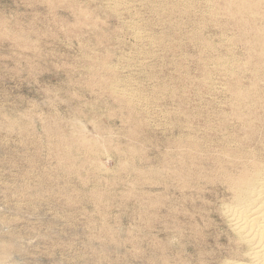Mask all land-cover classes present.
<instances>
[{
  "label": "rangeland",
  "instance_id": "rangeland-1",
  "mask_svg": "<svg viewBox=\"0 0 264 264\" xmlns=\"http://www.w3.org/2000/svg\"><path fill=\"white\" fill-rule=\"evenodd\" d=\"M108 1L0 0V264L246 262L225 211L264 161V1Z\"/></svg>",
  "mask_w": 264,
  "mask_h": 264
},
{
  "label": "bare ground",
  "instance_id": "bare-ground-1",
  "mask_svg": "<svg viewBox=\"0 0 264 264\" xmlns=\"http://www.w3.org/2000/svg\"><path fill=\"white\" fill-rule=\"evenodd\" d=\"M44 1V0H43ZM59 1V0H58ZM61 1V0H60ZM110 1V0H109ZM108 1V2H109ZM141 1V0H140ZM145 1V0H144ZM148 1H150V0H148ZM155 1V0H154ZM153 1V2H154ZM173 1V0H172ZM210 1V0H209ZM216 1V0H215ZM232 1H234V0H232ZM249 1H251V0H249ZM261 1H264V0H261ZM260 1V2H261ZM46 2H47V0H46ZM117 2H119L118 0H117ZM123 2V1H122ZM121 2V3H122ZM145 2H147V1H145ZM164 2V1H163ZM191 2V1H190ZM203 2V1H202ZM222 2V1H221ZM236 5L239 7H237L236 6V8L237 9H242V10H244V5H248L247 4V0H236ZM50 3V2H49ZM62 3V2H61ZM110 3V2H109ZM115 3V2H114ZM126 3V2H125ZM124 3V4H125ZM142 3H143V1H142ZM155 3H156V1H155ZM160 3V2H159ZM209 3V2H208ZM223 3H225V2H223ZM231 4H232V2H230ZM234 3V2H233ZM251 3H253V2H251ZM257 3V2H256ZM262 3V2H261ZM70 4H71V1H70ZM77 4V3H76ZM112 4V3H111ZM111 4H110V7H111ZM120 4V3H119ZM173 4V3H172ZM171 4V5H172ZM189 4V3H188ZM187 4V2H186V6L188 5ZM228 4V3H227ZM260 4V3H259ZM54 5V4H53ZM62 5V4H61ZM106 5H108V4H106ZM122 5V4H121ZM120 5V6H121ZM128 5H129V3H128ZM166 5V4H165ZM169 5H170V3H169ZM182 5V4H181ZM185 5V4H184ZM193 5V4H192ZM250 5H252L253 7H254V5L253 4H250ZM256 5V4H255ZM262 5V4H261ZM104 6V5H103ZM119 5H117V7H118ZM154 6V5H153ZM155 6H157V4L155 5ZM179 6V5H178ZM211 6V5H210ZM224 6V5H223ZM229 6V5H228ZM109 7V8H110ZM116 7V8H117ZM125 7V6H124ZM123 7V8H124ZM127 7V10H128V6H126ZM125 7V8H126ZM146 7V6H145ZM152 7V6H151ZM150 7V8H151ZM157 7H159V5L157 6ZM156 7V8H157ZM174 7V6H173ZM214 7V6H213ZM225 7H226V5H225ZM230 7V6H229ZM233 7H235V6H233ZM263 7V6H262ZM81 8H83V7H81ZM113 8V7H112ZM111 8V9H112ZM118 8H120V7H118ZM131 8V7H130ZM149 8V7H148ZM147 8V9H148ZM153 8V7H152ZM161 8V7H160ZM181 8V7H180ZM205 8V7H204ZM222 8V7H221ZM224 8V7H223ZM231 8V7H230ZM229 8V9H230ZM235 8V9H236ZM248 8V7H247ZM251 8V7H250ZM249 8V9H250ZM258 8H260L259 7V5H258ZM258 8H257V10H258ZM102 9V8H101ZM114 9V8H113ZM122 9V8H121ZM155 9V8H154ZM184 9V8H183ZM207 9V8H206ZM205 9V10H206ZM225 9V8H224ZM228 9V8H227ZM228 9V10H229ZM248 9V10H249ZM252 9V8H251ZM256 9V8H255ZM262 9V8H261ZM126 10V9H125ZM125 10H123L124 11V13H125ZM126 10V11H127ZM130 10V9H129ZM128 10V11H129ZM150 10V9H149ZM187 10H188V8H187ZM204 10V9H203ZM207 10H210V7H208V9ZM212 10V9H211ZM215 10V9H214ZM253 10V9H252ZM251 10V11H252ZM82 11H84L83 9H82ZM88 11V10H87ZM86 11V12H87ZM111 11V10H110ZM122 11V10H121ZM123 11L121 12V13H123ZM154 11H157V10H154ZM153 11V12H154ZM159 11V10H158ZM164 11V10H163ZM172 11V10H171ZM192 11V10H191ZM223 11H225V10H223ZM231 11V10H230ZM238 11V10H237ZM241 11V10H240ZM245 11V10H244ZM242 12V13H245V12ZM255 11V10H254ZM262 11H264V10H262ZM261 11V12H262ZM76 12V11H75ZM114 12V11H113ZM131 12V11H130ZM129 12V13H130ZM152 12V11H151ZM181 12H182V10H181ZM180 12V13H181ZM187 12V11H186ZM196 12H198V11H196ZM229 12V11H228ZM228 12L226 13V14H228ZM232 12H233V10H232ZM257 12H259L260 13V11L258 10ZM81 13V12H80ZM89 13V12H88ZM91 13V12H90ZM111 13V12H110ZM117 12L115 11V14H116ZM132 13V12H131ZM161 13V12H160ZM165 13V12H164ZM170 14H171V12H169ZM193 13V12H192ZM205 13V12H204ZM230 13V12H229ZM234 13V12H233ZM112 14V13H111ZM156 14V13H155ZM185 14V13H184ZM201 14V13H200ZM224 14V13H223ZM251 14H253L254 15V12L252 13L251 12ZM255 14H256V12H255ZM261 14V13H260ZM117 15H119V17H122V16H120V13L118 12V14ZM125 15H127V13H125ZM128 15H130V14H128ZM132 15H134V12H133V14ZM137 15V14H136ZM154 15V14H153ZM152 15V16H153ZM165 15V14H164ZM173 15H175V14H173ZM172 15V16H173ZM204 15V14H203ZM256 15H258L259 16V14H256ZM262 15H263V13H262ZM88 16V15H87ZM158 16H161V15H158ZM206 16V15H205ZM225 16V15H224ZM228 16H229V14H228ZM252 16V15H251ZM264 16V15H263ZM262 16V17H263ZM125 17V16H124ZM131 17V16H130ZM135 17V16H134ZM133 17V18H134ZM174 17V16H173ZM176 17H177V15H176ZM230 17V16H229ZM228 17V18H229ZM247 17L249 18L250 17V14H247ZM260 17V16H259ZM76 18H78V16L76 17ZM80 18V17H79ZM88 18H89V16H88ZM132 18V17H131ZM132 18V19H133ZM195 18V17H194ZM200 18V17H199ZM214 18H217V17H214ZM126 19V18H125ZM124 19V20H125ZM162 19V18H161ZM164 19V18H163ZM183 19V18H182ZM181 19V20H182ZM197 19V18H196ZM226 20H227V18H225ZM129 20V19H128ZM173 20V19H172ZM191 20V19H190ZM189 20V21H190ZM195 20V19H194ZM260 20H262V19H260ZM259 20V21H260ZM264 20V19H263ZM130 21V20H129ZM135 21H136V18H135ZM153 21H154V19H153ZM180 21V20H179ZM243 21V20H242ZM126 22V21H125ZM131 22V21H130ZM134 22V20L132 21V23ZM151 22V21H150ZM178 22V21H177ZM182 22H184V21H182ZM181 22V24H183ZM191 22H193V21H191ZM231 23H233L232 21H230ZM238 22V21H237ZM263 22V21H262ZM94 23H96V21L94 22ZM128 23V22H127ZM136 23V22H135ZM141 23H143V22H141ZM153 23V22H152ZM151 23V24H152ZM158 23V22H157ZM164 23V22H163ZM176 23V22H175ZM187 23V22H186ZM197 23V22H196ZM203 23V22H202ZM214 23V22H213ZM130 24V23H129ZM134 24V23H133ZM132 24V25H133ZM145 24V23H144ZM146 24H147V22H146ZM170 24L172 25V23L170 22ZM180 24V25H181ZM201 24V23H200ZM234 24V23H233ZM246 24V23H245ZM153 25V24H152ZM204 25V24H203ZM235 25V24H234ZM233 25V26H234ZM252 25V24H251ZM91 26V25H90ZM147 26H149V24L148 25H146V27ZM160 26V25H159ZM168 26H170V25H168ZM185 26H187L188 27V25H185ZM199 26V25H198ZM239 26V25H238ZM248 26V25H247ZM246 26V27H247ZM87 27V26H86ZM132 27V26H131ZM133 27H135V26H133ZM143 27V26H142ZM150 27V26H149ZM148 27V28H149ZM191 27V26H190ZM200 27V26H199ZM253 27V29H255V31L257 32V30H259V29H257L256 30V28H254V25L252 26ZM260 27H262V26H260ZM92 28V27H91ZM136 28V27H135ZM138 28V27H137ZM140 28V27H139ZM163 28V27H162ZM169 28V27H168ZM184 28V27H183ZM205 28V27H204ZM233 28V27H232ZM238 27H236V29H237ZM128 29V28H127ZM144 29V28H143ZM152 29V28H151ZM164 29V28H163ZM194 29V28H193ZM201 29V28H200ZM229 29V28H228ZM264 29V28H263ZM263 29H261L260 31H262ZM96 30H97V28H96ZM131 30H135V29H133V28H131ZM137 30V29H136ZM169 30H171L170 28H169ZM173 30V29H172ZM171 30V31H172ZM177 30V29H176ZM197 30V29H196ZM202 30V29H201ZM98 31V30H97ZM142 31V30H141ZM179 31V30H178ZM191 31V30H190ZM190 31H189V33H190ZM254 31V30H253ZM253 31H251V34H252V32ZM259 31V32H260ZM94 32H95V30H94ZM136 32V31H135ZM139 32V31H138ZM138 32H136V34L138 33ZM146 32V31H145ZM144 31H143V34L145 33ZM153 32V31H152ZM158 32V31H157ZM168 32V31H167ZM177 32V31H176ZM182 32V31H181ZM198 32V31H197ZM205 32V31H204ZM255 32V33H256ZM258 32V33H259ZM140 34L142 33V32H139ZM147 33H148V31H147ZM170 33V32H169ZM172 33V32H171ZM175 33V32H174ZM173 33V34H174ZM196 33V32H195ZM255 33H253V34H255ZM262 33H263V31H262ZM261 32H260V34H258V36H262V35H264V33L262 34ZM102 34V33H101ZM135 34V35H136ZM143 34H141V35H143ZM162 34V33H161ZM165 34V33H164ZM186 34V33H185ZM193 34V33H192ZM198 34V33H197ZM202 34V33H201ZM232 34V33H231ZM178 35V34H177ZM105 36V35H104ZM134 36V35H133ZM145 36V35H144ZM153 36H155L154 34H153ZM168 36V35H167ZM173 36V35H172ZM175 36V35H174ZM205 36V35H204ZM208 36V35H207ZM253 36V35H252ZM257 36V37H258ZM140 37L142 38V36H139L137 39H139L138 41L140 42ZM146 37H147V34H146ZM149 37L152 39V36H150L149 35ZM157 37V36H156ZM169 37H171V36H169ZM197 37V36H196ZM200 37V36H199ZM202 37V36H201ZM134 38V37H133ZM157 38H159V37H157ZM161 38H166L165 36L164 37H161ZM168 38V37H167ZM176 38H178V36L176 37ZM189 38V37H188ZM198 38V37H197ZM207 38V37H206ZM226 38V37H225ZM228 38V37H227ZM253 38H254V36H253ZM137 39H136V37H135V40L137 41ZM144 39H146V38H144ZM185 39V38H184ZM210 39V38H209ZM222 39V38H221ZM230 39V38H229ZM142 40V39H141ZM146 40H149V38L148 39H146ZM153 40V39H152ZM158 40V39H157ZM162 40V39H161ZM173 40V39H172ZM179 40V39H178ZM211 40V39H210ZM239 40V39H238ZM165 41H167V40H164V42ZM169 41V40H168ZM198 40H196V42H197ZM209 41V40H208ZM221 41V40H220ZM219 41V42H220ZM260 41H263L262 42V45H263V43H264V37H261V40ZM150 42H151V40H150ZM149 42V43H150ZM160 42V41H159ZM191 42V41H190ZM206 42V41H205ZM209 42H211V41H209ZM226 42V41H225ZM245 42V41H244ZM96 43H98V42H96ZM99 43H100V41H99ZM141 43H143V42H141ZM148 43V42H147ZM152 43H153V41H152ZM173 43H175V42H173ZM199 43V42H198ZM224 43V42H223ZM257 43V42H256ZM151 44V43H150ZM167 44H169V43H167ZM183 44V43H182ZM236 44V43H235ZM258 44H259V42H258ZM154 45V44H153ZM170 45V44H169ZM169 45H167V46H169ZM172 45V44H171ZM170 45V46H171ZM190 45V44H189ZM193 45V44H192ZM213 45V44H212ZM216 45V44H215ZM215 45H213V47L215 46ZM246 45V44H245ZM251 45V44H250ZM249 45V46H250ZM252 45H254V44H252ZM157 46H158V44H157ZM169 46V47H170ZM210 46V45H209ZM226 46H227V44H226ZM162 48H163V44H162V46H161ZM199 47H200V45H199ZM252 47V46H251ZM262 47V46H261ZM171 48V47H170ZM198 48V47H197ZM201 48V47H200ZM215 48V47H214ZM213 48V49H214ZM216 48H217V46H216ZM229 48V47H228ZM231 48V47H230ZM245 48V47H244ZM247 48H248V46H247ZM169 49V48H168ZM172 49V48H171ZM219 49V48H218ZM225 49V48H224ZM227 49V48H226ZM225 49V50H226ZM232 49V48H231ZM254 49H256V48H254ZM167 50V49H166ZM173 50V49H172ZM178 50V49H177ZM253 49H251L250 51H252ZM260 50H262V48L260 49ZM209 51V50H208ZM215 51H216V49H215ZM176 52V51H175ZM219 52V51H218ZM253 52V51H252ZM258 52V50L256 51V53ZM91 53V52H90ZM138 53V52H137ZM225 53V52H224ZM239 53H241V52H239ZM238 53V54H239ZM250 53V52H249ZM93 54V53H92ZM228 54V53H227ZM91 55V54H90ZM182 55V54H181ZM219 55V54H218ZM230 55V54H229ZM250 55V54H249ZM245 56V55H244ZM251 56H255L254 54L253 55H251ZM142 57V56H141ZM208 57V56H207ZM225 57V56H224ZM227 57V56H226ZM256 57V56H255ZM258 57V56H257ZM256 57V58H257ZM88 58V57H87ZM100 58V57H99ZM183 58V57H182ZM215 58H217V57H215ZM219 58H220V56L217 58V61L219 60ZM221 58H223V57H221ZM229 58V57H228ZM230 58H232L231 56H230ZM229 58V59H230ZM241 58V57H240ZM223 59H225V58H223ZM249 59V58H248ZM250 59H251V57H250ZM101 60V59H100ZM121 60H122V58H121ZM211 60V59H210ZM235 60V59H234ZM247 60V59H246ZM258 60H260V58L258 59ZM257 60V61H258ZM103 61V60H102ZM120 61V60H119ZM223 61V60H222ZM229 61V60H228ZM227 61V62H228ZM231 61H232V59H231ZM249 61V60H248ZM247 61V62H248ZM263 61V60H262ZM261 60H260V62H262ZM98 62H100V61H98ZM97 62V63H98ZM168 62H170V61H168ZM221 62V61H220ZM226 62V61H225ZM232 62H234V61H232ZM236 62V61H235ZM246 62V61H245ZM254 62H256V61H254ZM264 62V61H263ZM95 63H96V61H95ZM106 63V62H105ZM205 63V62H204ZM219 63V62H218ZM223 63H224V61H223ZM228 63H230V62H228ZM238 63V62H237ZM241 63V62H240ZM250 63V62H249ZM201 64V63H200ZM214 64V63H213ZM232 64V63H231ZM262 63H260V65H261ZM264 64V63H263ZM98 65V64H97ZM100 65V64H99ZM111 65V64H110ZM113 65V64H112ZM173 65H174V63H173ZM179 65V64H178ZM222 65V64H221ZM228 65V64H227ZM233 65V64H232ZM243 66L245 65V63L244 64H242ZM107 66H108V64H107ZM180 66H182L181 64H180ZM184 66V65H183ZM224 66V64L221 66V67H223ZM235 66H236V64H235ZM241 66V65H240ZM88 67V66H87ZM178 67V66H177ZM196 67V66H195ZM204 67V66H203ZM213 67V66H212ZM220 67V66H219ZM227 67V66H226ZM94 68V67H93ZM104 68H105V66H104ZM207 68V67H206ZM210 68V67H209ZM217 68V67H216ZM224 68V67H223ZM230 69H231V67H229ZM235 68V67H234ZM238 68H240V67H238ZM95 69V68H94ZM97 69V68H96ZM102 69H103V66H102ZM107 69V68H106ZM105 69V70H106ZM220 69V68H219ZM230 69H229V71H230ZM233 69V68H232ZM243 69V68H242ZM258 69H260V68H258ZM262 69V68H261ZM91 70V69H90ZM116 70V69H115ZM177 70V69H176ZM221 70H223V69H221ZM238 70V69H237ZM241 70V69H240ZM244 70V73H245V69H243ZM102 71V70H101ZM242 71V70H241ZM258 71V70H257ZM178 72V71H177ZM224 72V71H223ZM226 72V71H225ZM234 72V71H233ZM259 72H260V70H259ZM263 71H261V73H262ZM101 73V72H100ZM104 73V72H103ZM110 73V72H109ZM180 73H181V71H180ZM216 73V72H215ZM229 73V72H228ZM232 73V72H231ZM236 73V72H235ZM255 73H256V71H255ZM91 74V73H90ZM107 75H108V73H106ZM105 74V75H106ZM116 74V73H115ZM178 74H179V72H178ZM219 74V73H218ZM225 74V73H224ZM223 74V75H224ZM227 74V73H226ZM233 74V73H232ZM243 74V73H242ZM104 75V74H103ZM111 75V78H112V74H110ZM202 75V74H201ZM260 75H262V74H260ZM91 76V75H90ZM118 76V75H117ZM218 76V75H217ZM229 76H230V73H229ZM232 76V75H231ZM243 77L245 76V74L244 75H242ZM114 77V76H113ZM170 77V76H169ZM207 77V76H206ZM233 77H234V75H233ZM232 77V78H233ZM256 77V76H255ZM254 77V78H255ZM262 77V76H261ZM183 78V77H182ZM224 78H226V77H224ZM231 78V77H230ZM118 79V78H117ZM116 79V80H117ZM234 79V78H233ZM237 79V78H236ZM239 79V78H238ZM252 79V78H251ZM260 79V78H259ZM119 80V79H118ZM123 80H125V79H123ZM129 80V79H128ZM187 80V79H186ZM185 80V81H186ZM214 80V79H213ZM222 80V79H221ZM225 80V79H224ZM229 80V79H228ZM231 80V79H230ZM253 80V79H252ZM252 80H251V82L250 83H252ZM110 81V80H109ZM121 81H122V79H121ZM127 81V80H126ZM195 82H196V80H194ZM193 81V82H194ZM198 81H200V80H198ZM197 81V82H198ZM203 81V80H202ZM201 81V82H202ZM239 81V80H238ZM245 81V80H244ZM243 81V78H242V82H244ZM101 82V81H100ZM111 82H113V79H112V81ZM118 82V81H117ZM124 82V81H123ZM187 82V81H186ZM204 82L205 81H203V84H204ZM229 82V81H228ZM230 82H233V86H234V80L233 81H230ZM261 82V81H260ZM105 83V82H104ZM107 83V82H106ZM110 83V82H109ZM108 83V84H109ZM115 83V82H114ZM119 83V82H118ZM122 82H120V84H121ZM181 83V82H180ZM188 83V82H187ZM225 83V82H224ZM257 84L259 83V82H256ZM264 83V82H263ZM119 84V85H120ZM123 84V83H122ZM160 84V83H159ZM186 84V83H185ZM197 84V83H196ZM198 84H200V83H198ZM231 84V83H230ZM116 85V84H115ZM118 85V84H117ZM184 85V84H183ZM188 85H191V84H189L188 83ZM201 85V84H200ZM199 85V86H200ZM227 85V84H226ZM109 86H112V85H109ZM123 86V85H122ZM165 86V85H164ZM202 86H205V85H202ZM248 86H249V84H248ZM254 86V85H253ZM255 86H256V84H255ZM261 85L259 84L258 85V88L260 87ZM117 87V86H116ZM119 87V86H118ZM125 87H126V83H125ZM129 87H131V86H129ZM160 87H161V85H160ZM166 87V86H165ZM206 88L207 87H209V86H205ZM228 87V86H227ZM235 87V86H234ZM257 87V86H256ZM113 88V87H112ZM121 88V87H120ZM123 88V87H122ZM162 88V87H161ZM184 88V87H183ZM194 88V87H193ZM214 88V87H213ZM230 89H232L233 87L231 86V87H229ZM229 88L227 89V90H229ZM249 88V87H248ZM258 88H256V89H258ZM263 88H264V86H263ZM105 89V88H104ZM111 89V88H110ZM117 89V88H116ZM124 89H126V88H124ZM165 89V88H164ZM186 89V88H185ZM254 89H255V87H254ZM254 89H252V90H254ZM256 89L254 90V91H256ZM106 90H107V88H106ZM106 90H104V91H106ZM108 90H109V88H108ZM119 90V89H118ZM128 90H131V89H128ZM135 90H137V89H135ZM193 90V89H192ZM202 90V89H201ZM240 90V89H239ZM249 90H251V89H248V91ZM260 90H262L263 91V89L261 88V89H259V92H260ZM112 91V90H111ZM114 91H117V90H113V92ZM139 91V90H138ZM153 91H156V90H153ZM163 91V90H162ZM172 91V90H171ZM206 91V90H205ZM209 91V90H208ZM218 91V90H217ZM234 91H236V90H234ZM245 91V90H244ZM254 91H253V93H254ZM261 91V92H262ZM107 92V91H106ZM129 92V91H128ZM132 92H134V91H132ZM137 92V91H136ZM186 92V91H185ZM185 92H184V94H185ZM196 92V91H195ZM232 92V91H231ZM250 92V91H249ZM259 92L257 93V94H259ZM125 92H122V94H124ZM127 93V92H126ZM125 93V94H126ZM135 93V92H134ZM134 93H133V95L132 96H134ZM181 93V92H180ZM199 93V92H198ZM197 93V94H198ZM204 93V92H203ZM221 93V92H220ZM225 93V92H224ZM227 93V92H226ZM232 93H236V92H232ZM252 93V95L254 96L255 95V93L253 94ZM116 93L114 92V95H115ZM119 94H121V93H119ZM124 94V95H125ZM128 94V93H127ZM126 94V95H127ZM139 94V93H138ZM137 94V95H138ZM162 94V93H161ZM200 94V93H199ZM217 94V93H216ZM236 94H238V93H236ZM263 94H264V91H263ZM112 95V94H111ZM136 94H135V96H137ZM140 96H141V93L139 94ZM176 95V94H175ZM206 95V94H205ZM233 95V94H232ZM118 96V95H117ZM123 96V95H122ZM134 96V97H135ZM139 96V97H140ZM195 96H197V95H195ZM199 96H202V94H200ZM204 96V95H203ZM206 96H208V95H206ZM228 96H230V95H228ZM240 96H242V95H240ZM257 96V95H256ZM118 97H120V96H118ZM127 97H130V96H127ZM184 97V96H183ZM233 97V96H232ZM231 97V98H232ZM116 98V97H115ZM123 98V97H122ZM125 98H126V96H125ZM124 98V99H125ZM131 98V97H130ZM130 98H128V99H130ZM137 98V97H136ZM143 98V97H142ZM145 98V97H144ZM197 98V97H196ZM200 98V97H199ZM203 98V97H202ZM205 98V97H204ZM243 98V97H242ZM252 98V97H251ZM260 98V101H261V97H259ZM140 99V98H139ZM185 99V98H184ZM183 99V100H184ZM187 99V98H186ZM185 99V100H186ZM229 99H230V97H229ZM237 99V98H236ZM253 99V98H252ZM115 100V99H114ZM131 100H135L134 98L133 99H131ZM211 100V99H210ZM233 100H235V99H233ZM232 100V101H233ZM243 100V99H242ZM241 100V101H242ZM255 100V99H254ZM256 100H257V98H256ZM263 100V99H262ZM124 101V100H123ZM127 101V100H126ZM187 101V100H186ZM215 101V100H214ZM129 102H131V101H129ZM136 102V101H135ZM139 101H137V103H138ZM199 102V101H198ZM231 102V101H230ZM229 102V103H230ZM256 102V101H255ZM263 102V104H264V101H262ZM262 102H260V104L262 103ZM132 103V102H131ZM130 103V104H131ZM134 103V102H133ZM137 103L135 104V105H137ZM188 103V102H187ZM201 103V102H200ZM199 103V104H200ZM221 103V102H220ZM237 103V102H236ZM248 103V102H247ZM250 103V102H249ZM118 104V103H117ZM121 104V103H120ZM123 104V103H122ZM121 104V105H122ZM129 104V103H128ZM127 104V105H128ZM144 104V103H143ZM258 104V103H257ZM126 105V106H127ZM134 105V104H133ZM145 105H146V103H145ZM230 105V104H229ZM242 105V104H241ZM253 105V104H252ZM132 106V105H131ZM193 106V105H192ZM232 106V105H231ZM231 106H229V108L231 107ZM234 106V105H233ZM232 106V107H233ZM238 106H240V105H238ZM247 106V105H246ZM249 106V105H248ZM258 106V105H257ZM264 106V105H263ZM122 107V106H121ZM135 107V106H134ZM138 107H141V105L139 106L138 105ZM143 107H145L144 105H143ZM226 107H227V105H226ZM237 107V106H236ZM242 107V106H241ZM252 107V106H251ZM256 107V106H255ZM255 107H253V108H255ZM260 107H261V105H260ZM259 107V108H260ZM137 108V107H136ZM181 108V107H180ZM187 108V107H186ZM239 108V107H238ZM188 109V108H187ZM192 109H193V107H192ZM197 109V108H196ZM200 109V108H199ZM234 109V108H233ZM240 109H242V108H240ZM245 109H247V107L245 108ZM257 109H258V107H257ZM261 109V108H260ZM144 110V109H143ZM210 110V109H209ZM217 110V109H216ZM230 110H232V108L230 109ZM253 110V109H252ZM136 111V110H135ZM166 111V110H165ZM176 111V110H175ZM178 111V110H177ZM195 111V110H194ZM200 111V110H199ZM243 111V110H242ZM242 111H241V113H242ZM246 111V110H245ZM255 111V110H254ZM136 112H138V111H136ZM141 112V111H140ZM181 112V111H180ZM179 112V113H180ZM191 112V111H190ZM211 112V111H210ZM231 112V111H230ZM235 112H236V110H235ZM248 112V111H247ZM188 113V112H187ZM219 113H221V112H219ZM218 113V114H219ZM229 113V112H228ZM264 113V112H263ZM166 114V113H165ZM164 114V115H165ZM230 114V113H229ZM231 114L233 115V113L231 112ZM236 113H234V115H235ZM238 114V113H237ZM243 114H245V113H243ZM252 114H253V112H252ZM172 115V114H171ZM175 115H177V114H175ZM190 115V114H189ZM193 115V114H192ZM192 115H190V116H192ZM222 115H224V113L222 114ZM231 115V116H232ZM254 115H256V114H254ZM264 115V114H263ZM178 116V115H177ZM177 116H175V117H177ZM195 116V115H194ZM200 116V115H199ZM211 116H212V114H211ZM225 116H227V115H225ZM224 116V117H225ZM253 116V115H252ZM137 117V116H136ZM166 117V116H165ZM188 117V116H187ZM230 117V116H229ZM234 117V116H233ZM237 117H239V116H237ZM237 117H235V118H237ZM247 118H248V116H246ZM254 117V116H253ZM256 117V116H255ZM258 117V116H257ZM183 118V117H182ZM198 118V117H197ZM232 118V117H231ZM230 118V119H231ZM262 118H264V117H262ZM261 118V119H262ZM166 119H167V117H166ZM225 119V118H224ZM228 119V118H227ZM232 119H234V118H232ZM238 119V118H237ZM237 119H235V120H237ZM255 119V118H254ZM260 119V120H261ZM170 120H171V118H170ZM175 120V119H174ZM178 120V119H177ZM180 120V119H179ZM182 120V119H181ZM184 120H185V118H184ZM187 120H188V118H187ZM223 120V119H222ZM221 120V121H222ZM245 120V119H244ZM243 120V121H244ZM260 120H258L259 122H260ZM263 120V122H264V119H262ZM146 121V120H145ZM168 121H169V119H168ZM193 121H194V118H193ZM229 121V120H228ZM253 121V120H252ZM258 121H257V123H258ZM169 122H171V121H169ZM177 122V121H176ZM186 122V121H185ZM202 122V121H201ZM223 122V121H222ZM225 122V121H224ZM235 122H238V121H235ZM240 122V121H239ZM254 122H255V120H254ZM262 122V123H263ZM147 123V122H146ZM188 123V122H187ZM190 123V122H189ZM192 123V122H191ZM203 123V122H202ZM216 123H219V125H220V122H216ZM228 123V122H227ZM231 123V122H230ZM241 123H243V122H241ZM177 124V123H176ZM185 124V123H184ZM205 124V123H204ZM235 124V123H234ZM237 124H239V123H237ZM192 125V124H191ZM195 125V124H194ZM219 125H217V126H219ZM231 125H232V123H231ZM236 125V124H235ZM235 125H233V127L235 126ZM240 125V124H239ZM252 125H253V122H252ZM259 125H261V122L259 123ZM178 126V125H177ZM189 126H190V124H189ZM221 126V125H220ZM224 126V128H225V124H223L222 125V127ZM227 126V125H226ZM229 126V125H228ZM241 126V125H240ZM245 126H246V124H245ZM244 126V127H245ZM248 127H249V125H247ZM254 126V125H253ZM251 127V129H253L254 127ZM264 126V125H263ZM168 127H170V124H169V126ZM183 127H186L185 125L183 126ZM204 127V126H203ZM232 127V126H231ZM179 128H180V126H179ZM189 128H191V127H189ZM207 128H209V126L207 127ZM211 128V127H210ZM236 128V127H235ZM238 128V127H237ZM242 128H243V126H242ZM260 128V126H258V129ZM264 128V127H263ZM169 129V128H168ZM172 129V128H171ZM175 129H176V127H175ZM183 129V128H182ZM223 129V128H222ZM245 129V128H244ZM76 130V129H75ZM180 130V129H179ZM192 130V129H191ZM207 130V129H206ZM233 130V129H232ZM249 129H247V131H248ZM261 130H263L264 131V129H261L260 128V131L259 132H261ZM54 131V130H53ZM173 131V130H172ZM195 131V130H194ZM205 131V130H204ZM208 131V130H207ZM210 131H211V129H210ZM234 131V130H233ZM263 131L261 132V133H263ZM178 132V131H177ZM213 132V131H212ZM216 132H218V131H216ZM220 132V131H219ZM222 132H224V131H222ZM227 132V131H226ZM225 132V133H226ZM243 132H244V130H243ZM255 132H257V130L255 129ZM254 132V133H255ZM59 133V132H58ZM58 133H56V135L58 134ZM187 133V132H186ZM208 133H210V132H208ZM215 133V132H214ZM70 134V133H69ZM72 134H74V132L72 133ZM177 134V133H176ZM200 134V133H199ZM217 134V133H216ZM220 136H222V133L220 132ZM232 134V133H231ZM241 134V133H240ZM257 134V133H256ZM60 135H64L63 133L62 134H60ZM219 135V134H218ZM217 135V136H218ZM224 135V134H223ZM235 135V134H234ZM238 135V134H237ZM255 137H256V135L255 134H253ZM252 135V136H253ZM67 136V135H66ZM66 136H64V137H66ZM178 136V135H177ZM176 136V137H177ZM182 136H183V134H182ZM225 136V135H224ZM232 136H233V134H232ZM231 136V137H232ZM249 136V135H248ZM260 136H262V134L260 135ZM260 136H259V138H260ZM63 136H61L60 138H62ZM63 137V138H64ZM68 137V136H67ZM175 137V136H174ZM173 137V138H174ZM228 137H229V135H228ZM247 137V136H246ZM258 137V136H257ZM264 137V136H263ZM262 137V138H263ZM72 138V137H71ZM208 138V137H207ZM220 138V137H219ZM224 139H225V137H223ZM233 138H235V137H233ZM241 138V137H240ZM243 138H245V137H243ZM250 138V137H249ZM81 139H82V137H81ZM189 139H191V138H189ZM192 139H193V137H192ZM216 139H218L217 137H216ZM237 139V138H236ZM247 139V138H246ZM65 140H66V138H65ZM68 140H69V137H68ZM194 140H196V137H195V139ZM231 140H233V139H231ZM238 140V139H237ZM243 140H245V139H243ZM243 140H242V142H243ZM251 140H253L252 138H251ZM250 140V141H251ZM255 140V139H254ZM259 140V139H258ZM257 140V141H258ZM76 141V140H75ZM83 141V140H82ZM182 141V140H181ZM197 142H198V140H196ZM218 141V140H217ZM216 141V142H217ZM246 141V140H245ZM248 141H249V139H248ZM249 141V142H250ZM264 141V140H263ZM85 142V141H84ZM233 141H231V143H232ZM241 142V141H240ZM255 142V141H254ZM73 143V142H72ZM218 143V142H217ZM230 143V144H231ZM235 143H239L238 141L237 142H235ZM260 143V142H259ZM258 143V144H259ZM69 144V143H68ZM67 144V145H68ZM220 144V143H219ZM233 144V143H232ZM262 144V143H261ZM74 145V144H73ZM73 145H71V146H73ZM218 145V144H217ZM225 145V144H224ZM228 145H229V143H228ZM240 145V144H239ZM69 147H70V145H68ZM77 146V145H76ZM95 146V145H94ZM237 146V145H236ZM69 147H68V149H69ZM75 147V146H74ZM88 147H89V145H88ZM91 147H92V145H91ZM63 148H65V146L63 147ZM55 149V148H54ZM66 149H67V147H66ZM233 149V148H232ZM235 149V148H234ZM237 149V148H236ZM70 150V149H69ZM97 150V149H96ZM100 150V149H99ZM244 150V149H243ZM253 150V149H252ZM95 151V150H94ZM247 151H249L248 149H247ZM258 151V150H257ZM89 152V151H88ZM237 152H239V151H237ZM97 153V152H96ZM181 153V152H180ZM239 153H241V152H239ZM259 153V152H258ZM255 154V153H254ZM263 154V153H262ZM244 155V154H243ZM250 155V154H249ZM97 156V155H96ZM247 156V155H246ZM264 157V156H263ZM254 158H255V156H254ZM259 158V157H258ZM258 158H256V159H258ZM251 159V158H250ZM253 159V158H252ZM252 163V164H251ZM251 163H247L245 166H243L242 167V169H241V171L239 172V174H237V176H234V177H229V179H228V186H229V189L232 191V195H233V200H234V207H232V208H230V207H228L227 206V203H225L226 204V206L228 207V210L227 211H225V212H227V219L229 220V222H230V226H231V228H232V230L235 232V235L237 234V237H239V241H241L244 245H245V247H246V249H247V251H246V254L244 255L245 257H246V259H248L246 262H234L233 264H264V161H260L259 159L258 160H254V161H252ZM92 164V163H91ZM66 166V165H65ZM63 167V166H62ZM77 167V166H76ZM81 167V166H80ZM99 169V168H98ZM184 177V176H183ZM180 179H182V178H180ZM185 180V179H184ZM185 185V184H184ZM204 186V185H203ZM206 189V188H205ZM223 204V203H222ZM224 204V205H225ZM221 205V204H220ZM233 206V205H232ZM226 207V208H227ZM220 209V208H219ZM223 209H224V207H223ZM219 212H220V210H219ZM224 213V212H223ZM224 217V216H223ZM229 229V228H228ZM232 231V234L234 233ZM238 241V240H237ZM234 242V241H233ZM240 242V243H241ZM237 251V250H236ZM241 254H243V253H241ZM244 256H242V257H244ZM231 261V260H230ZM226 262V261H225ZM229 263V262H228ZM223 264H224V261H223ZM226 264V263H225Z\"/></svg>",
  "mask_w": 264,
  "mask_h": 264
}]
</instances>
